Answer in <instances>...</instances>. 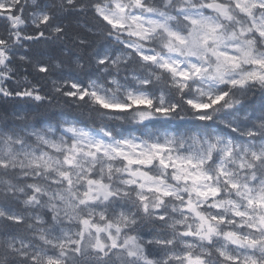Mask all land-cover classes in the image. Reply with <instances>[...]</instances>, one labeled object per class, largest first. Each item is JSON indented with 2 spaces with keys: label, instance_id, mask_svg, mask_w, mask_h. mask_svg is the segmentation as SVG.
Segmentation results:
<instances>
[{
  "label": "snow or ice",
  "instance_id": "1",
  "mask_svg": "<svg viewBox=\"0 0 264 264\" xmlns=\"http://www.w3.org/2000/svg\"><path fill=\"white\" fill-rule=\"evenodd\" d=\"M0 101V264H264V0H0Z\"/></svg>",
  "mask_w": 264,
  "mask_h": 264
},
{
  "label": "trees",
  "instance_id": "2",
  "mask_svg": "<svg viewBox=\"0 0 264 264\" xmlns=\"http://www.w3.org/2000/svg\"><path fill=\"white\" fill-rule=\"evenodd\" d=\"M79 23L80 24H85V23L86 24H92V23H94V21L92 20L91 16H88V17H85V18H81L79 20ZM72 27H73V29L78 27V24H77L75 18H73V20H72ZM48 50H49V48L46 45H34L32 50H31V52L28 53V54H36V53H39V52H46ZM21 54H24L23 50H21ZM30 73H31V69H29V73H28L29 74V79L32 80L33 83H35L36 81L33 78V75L30 74ZM25 74L26 73L23 72V69H20V71L18 72V77L17 78L18 79H22V76L25 75ZM40 83L43 86V90H47L50 87V84L47 81H41ZM9 84H10V86H15V82H9ZM4 107H8V109L11 111V109L13 108V105H4L3 102L0 101V110H3ZM255 107H257V108L259 107V101L258 100L256 102ZM72 115L80 116L79 113H72ZM80 118L82 120H84V122L86 124L87 123H91V121H89L86 116H80ZM98 122L99 121H97V123ZM126 127H135V126H126Z\"/></svg>",
  "mask_w": 264,
  "mask_h": 264
}]
</instances>
